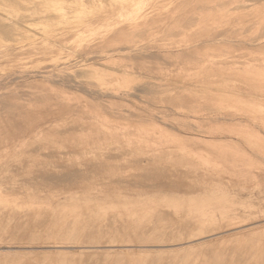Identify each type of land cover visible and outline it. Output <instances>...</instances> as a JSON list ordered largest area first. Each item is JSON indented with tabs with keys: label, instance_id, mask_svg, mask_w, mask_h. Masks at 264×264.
<instances>
[{
	"label": "rangeland",
	"instance_id": "374dc122",
	"mask_svg": "<svg viewBox=\"0 0 264 264\" xmlns=\"http://www.w3.org/2000/svg\"><path fill=\"white\" fill-rule=\"evenodd\" d=\"M140 1L0 0V199L5 198L8 202L17 205L30 203L33 207L31 209L11 208L10 206L6 207V204H3L5 205L3 207L1 204L0 264H16L19 261H21L19 264H27L34 260L36 262L31 264H45L48 261L46 258L50 257L49 260L52 261L56 259L55 252L58 250L66 251V255L71 253L68 259L77 262L78 255H74L75 257L72 255V251H76L73 244H66L65 248L61 246L56 251V248L44 247L36 242L28 243L30 233L21 229L20 233L18 228H16L18 232L15 230L17 223L20 222V219L16 218L15 220V217L24 213L40 214L41 216L43 214L44 216L49 213L67 212L92 213L94 217L102 218L104 214H111L96 208L97 203L94 201L98 202L99 200V202H130L136 206L138 214L142 212L141 207L147 205L149 211L164 214L162 217L164 222L161 223H165V225L162 224L164 226L162 227L166 230H169V227L174 223L175 228L171 227L174 228L173 230L182 228L187 223H191L189 227L196 228L193 224L196 222H200L205 231L215 230L219 227L224 228L227 220L224 221L223 217L227 214H237L246 216V219L249 217L246 223L248 227L243 229L248 231L255 228L256 233L264 232V0ZM32 40L52 47L51 50L54 53L51 56L53 57L43 56L40 52L30 50L29 44ZM261 42L263 43L260 44ZM187 47L191 48L188 55L185 50ZM231 61L236 65H231ZM203 62L205 65H201ZM217 62L220 64H216ZM26 70L34 72L41 70L40 72L44 71L51 75H61L69 84L65 82L64 84L67 86L63 84L61 86L54 82L52 86H48L47 84L52 83L51 81H55L50 77H48L49 79L46 77L45 81H41L39 78L30 81V78L25 77L24 73L19 74ZM77 85L82 88L86 86L83 89L89 91L86 93L84 91L85 95L91 96L88 99L100 105L99 110L103 111L99 112V115L102 114L100 116L94 111L86 113L85 122L90 126H88V131L83 133L82 138L86 139L89 133L97 132L98 137L105 140L104 146L95 147L91 141L90 145L78 146L75 145V141L79 138L78 132L72 133V135L64 134V130H67L68 126L71 129L74 128L75 131L81 127V121L77 116H74L75 120L69 121L70 125H66L67 127L62 125L63 123L59 120L54 129L45 133L46 135L43 134L41 138L37 137L32 140L34 137L32 132H25L27 103L33 100L36 103L37 100L35 105L31 104L29 107L40 106L48 110L49 105L42 104L44 101L41 100L47 98L46 101H52L55 99V94L59 100V96H63L60 95L63 92L71 100H66V102L62 98L61 104L73 105L75 101L72 97L79 96L81 98L84 96L81 93L82 89ZM191 85L193 88H189ZM232 87L251 96L231 93L230 95L231 90L229 91V89ZM179 91L182 92L180 96ZM156 92L158 93L156 94ZM173 96L174 98L180 97L181 100H174ZM28 99L30 100L28 101ZM23 101L25 102L23 103ZM39 101L42 105L39 104ZM257 109L259 112L255 111ZM19 110L21 111L19 112ZM75 113L77 114V112ZM163 115L166 116V119ZM29 116L31 120L33 119L32 122H35L37 114ZM155 116L164 119L154 120ZM156 123L163 125L162 127L168 130L167 134L162 130L157 132ZM104 124L106 125L104 126ZM59 131H63L62 135ZM29 137L31 140L26 146L20 147L19 144V146L13 147L11 145L12 140L18 144ZM152 138H155V141ZM68 143L73 147L68 148ZM157 143H161V146H155ZM150 154H162L164 161L162 160L163 162H159V164L155 163V165L167 169L168 173H165V177L157 179L150 176L142 178L139 176L140 171L133 166V161L142 160L144 156ZM93 155H99L102 160L101 171L97 174L91 173V176L88 175L78 183L67 181L61 182V184L60 180L55 179L56 177H51V173L56 175L57 172L59 174L64 169H73L83 163L86 157ZM171 159L176 160L175 163ZM166 162L169 165L165 164ZM31 164L34 165V168L30 167ZM21 165L26 168L29 165L31 171L30 169L27 171L28 168L24 169ZM20 166L22 168L18 173ZM34 169L37 171L35 172ZM15 171L17 172L15 173ZM30 172L32 175L29 174ZM40 172L43 173L42 176ZM47 175L50 177H47L49 181L45 179ZM170 180L174 181L177 186L171 187L172 189L169 186V189L168 186L160 185ZM214 196L216 198L212 200ZM163 200L164 202H162ZM153 205L155 206L153 207ZM68 206L72 210L71 212L67 208ZM155 207L157 208L155 209ZM15 213L18 214L15 215ZM11 214L15 217L12 218ZM40 219L42 223V217ZM107 220L106 222L109 223V218ZM153 220L156 221V219ZM122 222L120 220L118 223L120 225L117 224L120 226H117L118 230L127 227L124 223L122 225ZM169 222L172 224L170 225ZM7 224L8 226H6ZM144 225L146 226V224ZM5 227L10 229L6 230ZM257 227L261 228L260 231ZM171 228L170 230H172ZM37 230L41 232L43 227ZM12 231L20 234L16 236V233L14 234ZM247 234L244 241L251 238ZM104 237L102 239L107 240ZM23 238L25 247L21 245ZM103 240L104 243L101 245L103 248L98 250V252L100 251V262L102 251L111 252L113 254L111 259L115 262L116 259L118 261L120 259L115 257V253L125 249L139 252L136 255L138 258L141 256L139 258L141 264L153 263L152 261H157V257L162 255L160 260L169 261L176 255L178 256L175 259L177 257V259H184L187 254L191 255L190 262H193L192 264L195 262L198 264L200 257H207L208 254L214 253V250H219L220 244L224 240H227L224 243L230 241L229 244L223 243L229 248L234 246L239 250L243 245V242L238 244L239 242L234 237H226L223 241L218 239L211 245L208 243L200 245L199 242L186 243L187 246L171 244V248L169 245L166 247L164 245L142 247L144 245L141 244L140 247L134 248V244L130 245L132 243L107 245V242ZM105 244L112 247L104 248ZM118 244L127 248H118L116 247ZM237 244L240 247L236 246ZM185 246L189 250L185 249ZM202 247L204 248L202 249ZM159 248L161 249L159 250ZM163 249L170 252V256ZM160 251L161 253H159ZM198 251L201 252V255H198ZM47 252L50 253V256ZM154 253L159 254L154 255ZM181 253H184V256ZM26 254L29 255L30 261ZM41 254L43 257L47 256L46 254L48 256L42 258ZM164 254L167 256L165 257ZM193 254L197 255L196 259L192 260ZM23 256H26L25 259ZM39 256H41L40 259ZM36 257L39 261L36 260ZM145 257L153 259L148 261L147 258L145 260ZM41 259L47 261L43 262ZM209 260L211 259L209 258ZM253 260L256 261L253 258L249 263ZM120 261L122 260L120 259ZM255 261L253 264H259L258 261L257 263ZM93 263L94 260L88 262V264Z\"/></svg>",
	"mask_w": 264,
	"mask_h": 264
},
{
	"label": "bare ground",
	"instance_id": "6f19581e",
	"mask_svg": "<svg viewBox=\"0 0 264 264\" xmlns=\"http://www.w3.org/2000/svg\"><path fill=\"white\" fill-rule=\"evenodd\" d=\"M7 1V0H6ZM94 1V0H93ZM100 1V0H99ZM130 1H134V0H130ZM140 1V0H139ZM151 1V0H150ZM2 2V1H1ZM137 2V1H136ZM141 2V1H140ZM134 5V4H133ZM153 12V11H152ZM141 13V12H140ZM146 14V13H145ZM144 15V14H143ZM147 15V14H146ZM61 17V16H60ZM7 18V17H6ZM139 18V17H138ZM261 22V21H260ZM43 23V22H42ZM41 23V24H42ZM126 23V22H125ZM134 24V23H133ZM20 25V24H19ZM23 26V25H22ZM124 27V26H123ZM28 30V29H27ZM67 31V30H66ZM34 33V32H33ZM54 34V33H53ZM90 34V33H89ZM52 35V34H51ZM27 36V35H26ZM36 36V35H35ZM223 36V35H222ZM224 36H226V35H224ZM26 38V37H25ZM86 39V38H85ZM215 39V38H214ZM218 40V39H217ZM56 41V40H55ZM62 41V40H61ZM212 41V40H211ZM235 41V40H234ZM100 42V41H99ZM263 42H264V40H263ZM263 42H261L260 44H262ZM212 43V42H211ZM61 44V43H60ZM259 44V43H258ZM143 45V44H142ZM29 48H30V50H32V51H37V52H40L43 56H51L53 53H54V51H52L51 49H52V47H50L49 45H47V44H42V43H38V42H34L33 40H32V42H30V44H29ZM28 48V49H29ZM127 49V48H126ZM128 49H130V48H128ZM22 50V49H21ZM131 50V49H130ZM133 50V49H132ZM131 50V51H132ZM167 50V49H166ZM185 50H186V53H187V55H188V53H190L191 51V48H189V47H187V48H185ZM188 50V51H187ZM31 51V52H32ZM122 51H125V50H122ZM131 51H129V52H131ZM178 51V50H177ZM121 52V51H120ZM126 52V51H125ZM128 52V51H127ZM135 52V51H134ZM145 52V51H144ZM33 53V52H32ZM139 53V52H138ZM141 53V52H140ZM147 53V52H146ZM156 53V52H155ZM104 54V53H103ZM107 54V53H106ZM123 54V53H122ZM169 54V53H168ZM101 55V54H100ZM171 55V54H170ZM108 56V55H107ZM51 57H53V56H51ZM82 57V56H81ZM129 57V56H128ZM150 59V58H149ZM226 61V60H225ZM160 62V61H159ZM158 62V63H159ZM209 62H211V61H209ZM215 62V61H214ZM14 63V62H13ZM57 63V62H56ZM219 62H217L216 64H218ZM223 62H221V64H222ZM205 65V62H203L201 65ZM215 64V63H214ZM220 64V63H219ZM224 64V63H223ZM228 64V63H227ZM231 65H236L235 63H233L232 61H231V63H230ZM211 65V64H210ZM225 65H226V62H225ZM186 66V65H185ZM215 66V65H214ZM217 66V65H216ZM31 70V69H30ZM19 71V70H18ZM41 70H39V72H34V71H28V70H26V72H19V74H25L24 76L25 77H28V78H30V81H31V79L34 81V80H36V79H40L41 81L43 80V81H45L48 77H50V78H52L51 80H55V81H51L52 83H49V82H47V83H49V84H47L48 86H52L53 85V83L54 84H56V82L58 83V84H60L61 86H62V84L63 85H66L67 86V84H64L65 82H67L68 83V81H65L64 79V77L63 76H61V75H51V74H49V73H47V72H40ZM48 71H50V70H48ZM202 72V71H201ZM249 72V71H248ZM13 73V72H12ZM16 73V71L14 72V74ZM250 73V72H249ZM14 74H11L12 76L14 75ZM198 74V73H197ZM232 74V73H231ZM16 75H18V74H16ZM163 75V74H162ZM264 75V74H263ZM21 75H19V77H20ZM23 76V77H24ZM255 76V75H254ZM24 77V78H25ZM47 77V78H46ZM63 77V78H62ZM217 77V76H216ZM233 77V76H232ZM231 77V78H232ZM249 77V76H248ZM258 77V76H257ZM15 78H16V76H15ZM21 78V77H20ZM28 78H26V80L28 81ZM46 78V79H45ZM219 78V77H218ZM234 78V77H233ZM261 78H262V76H261ZM49 79V78H48ZM201 79H202V77H201ZM215 79V78H214ZM246 79V78H245ZM251 79V78H250ZM258 79V78H257ZM14 80V79H13ZM17 80H23V79H17ZM194 80V79H193ZM253 80V79H252ZM263 80V79H262ZM24 81H25V79H24ZM233 81V80H232ZM240 81V80H239ZM16 83H17V81H15ZM26 82V81H25ZM198 82V81H197ZM202 82V81H201ZM213 82V81H212ZM249 82V81H248ZM247 82V83H248ZM23 83V82H22ZM70 83H72V82H70ZM75 83V82H74ZM246 83V82H245ZM9 84V83H8ZM69 84V83H68ZM77 84V83H76ZM196 84V83H195ZM251 84H252V81H251ZM46 85V86H47ZM57 85V84H56ZM75 85V84H74ZM200 85V84H199ZM249 85V84H248ZM248 85H245V86H248ZM80 89H82V91H81V93H82V95L84 94V96L83 97H81V98H79V96H74V97H72V98H74V100L73 101H75V103L72 105H70V104H68V103H66V105H63V103L61 104V102H62V98H64V100L66 101V100H69L68 98H67V94H64L63 92H62V94H60V95H63V96H59V100L56 98V94H55V99L54 100H52V101H46L45 99H47V98H45L44 100H41V101H44L42 104H47V105H49V109L48 110H45L44 108H41L40 106L39 107H37V106H35V107H32V108H30L29 107V105H31V104H36L37 103V100H36V103L35 102H33V101H29L30 99H28V103H27V105H26V108H25V110H26V114H27V127H25V132H32V134H33V136L34 137H32V140L34 139H37V137H39V138H41V136L43 135V134H47V132H49V131H51L52 129H54V126L55 125H57L56 123L60 120L63 124L62 125H64V126H68V125H70L69 123V121H73V120H75L76 118H74V116H77L78 117V119H79V121H81L80 122V128L79 129H77V131H75V130H73V129H71V128H69V126H68V129L67 130H64V134L65 133H67V134H71L72 135V133H75V132H78L77 133V135H79V138H77V140L75 141V145H90V141H91V144H93L95 147L97 146V147H102V146H104V143H106L105 142V140L103 139V140H101L99 137H98V135H97V132H93V133H89V135L87 136V138L86 139H83L82 138V135H83V133L84 132H87L88 131V126H90L89 125V123H87V122H85V117L84 116H86V113H88V112H92V111H94L95 113H98L97 115H99V112H103V111H100L99 110V106L100 105H98V104H95V103H93V101H90L88 98H91V96L90 97H87L86 95H85V93H86V91L88 92L89 90H84L83 88L84 87H86V86H84L83 88L80 86V85H77ZM189 86V85H188ZM1 87V86H0ZM71 87H72V84H71ZM76 87V86H75ZM192 87V85L189 87V88H191ZM212 87V86H211ZM252 87V86H251ZM250 87V88H251ZM258 87V86H257ZM16 88V87H15ZM70 88V87H69ZM186 88V87H185ZM193 88V87H192ZM230 88V87H229ZM22 89V88H21ZM76 89V88H75ZM79 89V90H80ZM86 89V88H85ZM145 89V88H144ZM152 89V88H151ZM206 89V88H205ZM227 89V88H226ZM78 90V89H77ZM138 90V89H137ZM148 90V89H147ZM184 90H186V89H184ZM214 90V89H213ZM221 90H222V88H221ZM231 90V91H230ZM15 91H17V90H15ZM44 91V90H43ZM74 91V90H73ZM84 91H85V93H84ZM133 91H135V90H133ZM210 91V90H209ZM229 94L231 93V94H236V95H247V96H251V95H249L248 93H246V92H242V91H239L238 89H235V88H233L232 87V89H229ZM263 91V90H262ZM72 92V91H71ZM75 92V91H74ZM94 92H95V90H94ZM116 92V91H115ZM114 92V93H115ZM152 92H154V91H152ZM180 92V91H179ZM186 92V91H185ZM189 92H190V89H189ZM194 92V91H193ZM56 93V92H55ZM79 93H80V91H79ZM90 93H91V91H90ZM93 93V92H92ZM96 93V92H95ZM119 93V92H118ZM151 93V92H150ZM158 92H156V94H157ZM181 93L182 92H180V94H179V96L181 95ZM227 93V92H226ZM33 94V93H32ZM36 94V93H35ZM40 94V93H39ZM94 94V93H93ZM145 94V93H144ZM155 94V93H154ZM155 94V95H156ZM208 94V93H207ZM212 94V93H211ZM228 94V95H229ZM230 94V95H231ZM34 95V94H33ZM37 95H38V93H37ZM77 95V94H76ZM116 95V94H115ZM147 95H148V92H147ZM173 95H175V93H173ZM215 95V94H214ZM213 95V96H214ZM227 95V96H228ZM229 95V96H230ZM28 96V95H27ZM35 96V95H34ZM41 96V95H40ZM126 96V95H125ZM161 96V95H160ZM168 96V95H167ZM176 96V95H175ZM178 96V95H177ZM224 96V95H223ZM95 97V96H94ZM98 97V96H97ZM102 97V96H101ZM148 97V96H147ZM162 97V96H161ZM183 97H184V95H183ZM204 97V96H203ZM231 97V96H230ZM31 98H33V96H31ZM71 98V97H70ZM93 98V97H92ZM126 98V97H125ZM173 98H174V96H173ZM26 99V98H25ZM35 99V98H34ZM36 99H37V97H36ZM61 99V100H60ZM181 100V98L180 97H175L174 98V100ZM230 99H232V98H230ZM234 99V98H233ZM48 100V99H47ZM71 100V99H70ZM69 100V101H70ZM94 100V99H93ZM106 100V99H105ZM141 100V99H140ZM64 101V102H65ZM111 101H113V100H111ZM116 101V100H115ZM228 101H230V100H228ZM25 101H23V103H24ZM59 102H60V104H59ZM67 102V101H66ZM129 102V101H128ZM145 102V101H144ZM206 102V101H205ZM220 102V101H219ZM243 102V101H242ZM97 103V102H96ZM103 103V102H102ZM124 103V102H123ZM125 103H126V101H125ZM222 103V102H221ZM21 104V103H20ZM39 104H41L40 103V101H39ZM41 104V105H42ZM65 104V103H64ZM116 104V103H115ZM128 104V103H127ZM148 104V103H147ZM161 104V103H160ZM208 104V103H207ZM162 105V104H161ZM257 105V104H256ZM12 106H13V104H12ZM143 106V105H142ZM141 106V107H142ZM160 106V105H159ZM102 107V106H101ZM136 107V106H135ZM165 107V106H164ZM193 107V106H192ZM15 108V107H14ZM167 108V107H166ZM194 108V107H193ZM247 108H249L248 106H247ZM102 109V108H101ZM108 109V108H107ZM138 109V108H137ZM136 109V110H137ZM164 109V108H163ZM175 109V108H174ZM252 109V108H251ZM16 110V109H15ZM116 110V109H115ZM136 110H133V111H136ZM144 110V109H143ZM142 110V111H143ZM264 110V109H263ZM17 111H18V109H17ZM16 111V112H17ZM21 110H19V112H20ZM24 111V110H23ZM117 111V110H116ZM146 111V110H145ZM150 111V110H149ZM255 111H258V109L257 110H255ZM74 112H77V114L75 113L74 114ZM118 112V111H117ZM148 112V111H147ZM180 112V111H179ZM212 112V111H211ZM242 112H245V111H242ZM252 112V111H251ZM259 112V111H258ZM34 113H36L37 114V116H35V122H32V120L30 119V114H31V116H32V114L33 115H36V114H34ZM153 113V112H152ZM155 113V112H154ZM167 113V112H166ZM90 114V113H89ZM94 114V113H93ZM104 114V113H103ZM116 114V113H115ZM119 114H121V113H119ZM147 114V113H146ZM160 114V113H159ZM92 115V114H91ZM91 115H90V117H91ZM96 115V116H97ZM100 115H102L101 113H100ZM99 115V116H100ZM132 115V114H131ZM156 115H157V113H156ZM160 115H162V114H160ZM236 115H238V114H236ZM21 116V115H20ZM95 116V117H96ZM106 116V115H105ZM118 116V115H117ZM137 116H138V114H137ZM137 116H136V118H137ZM143 116V115H142ZM134 117V116H133ZM132 117V118H133ZM139 117V116H138ZM159 116H155V119L154 120H156V119H166V116H164L163 115V117L162 118H158ZM34 118V117H33ZM97 118H98V116H97ZM102 118V117H101ZM179 118V117H178ZM194 118V117H193ZM217 118V117H216ZM24 119V118H23ZM98 119H100V118H98ZM105 119V121H106V117L104 118ZM131 119V118H130ZM140 119H141V117H140ZM148 119V118H147ZM146 119V120H147ZM103 120V119H102ZM107 120H108V118H107ZM117 120V119H116ZM138 120V119H137ZM142 120V119H141ZM145 120V121H146ZM192 120V119H191ZM219 120V119H218ZM92 121V120H91ZM97 121V120H96ZM143 121V120H142ZM162 121V120H161ZM168 121V120H167ZM107 122V121H106ZM139 123V122H138ZM154 123V122H153ZM178 123V122H177ZM187 123V122H186ZM15 124V123H14ZM23 124H24V122H23ZM150 124V123H149ZM157 125H155V127L158 129V131L157 132H159V130H162V132L163 131H165V133L168 131V130H166L165 128H163L161 125H159L158 123H156ZM16 125V124H15ZM106 124H104V126H105ZM143 125H146V124H143ZM193 125V124H192ZM262 125V124H261ZM20 126V125H19ZM25 126V125H24ZM63 126V127H64ZM66 126V127H67ZM73 126V125H72ZM103 126V127H104ZM113 126V125H112ZM147 127H148V125H146ZM179 126H181L182 127V125H179ZM196 126V125H195ZM65 127V128H66ZM94 127V126H93ZM96 127H97V125H96ZM107 127V126H106ZM142 127V126H141ZM12 128V127H11ZM15 128V127H14ZM99 128V127H98ZM100 128H102V127H100ZM143 128V127H142ZM184 128H186V127H184ZM192 128H194V129H196L195 127H192ZM260 129V128H259ZM56 130V129H55ZM103 130V129H102ZM106 130V129H105ZM140 130V129H139ZM172 130H173V128H172ZM58 131V130H57ZM109 131H112V130H109ZM195 131V130H194ZM197 131V130H196ZM60 132V131H59ZM61 132H63V131H61ZM60 132V133H61ZM175 132V131H174ZM254 132V131H253ZM59 133V134H60ZM105 133V132H104ZM161 133V132H160ZM216 133V132H215ZM255 133V132H254ZM45 134V135H46ZM54 134H56L55 132H54ZM66 134V135H67ZM99 134V133H98ZM158 134V133H157ZM162 134V133H161ZM164 134V133H163ZM167 134V133H166ZM26 135H27V133H26ZM26 135H24V136H26ZM31 135V134H30ZM57 135H58V133H57ZM61 135H62V133H61ZM74 135V134H73ZM76 135V134H75ZM107 135V134H106ZM160 135V134H159ZM253 135V134H252ZM256 135V134H255ZM32 136V135H31ZM93 136V137H92ZM169 136V135H168ZM180 136V135H179ZM185 136V135H184ZM21 137V136H20ZM23 137V136H22ZM101 137V136H100ZM158 137V136H157ZM259 137V136H258ZM44 138V137H43ZM132 138V137H131ZM135 138V137H134ZM140 138V137H139ZM151 138V137H150ZM164 138V137H163ZM197 138V137H196ZM262 138V137H261ZM25 139V138H24ZM91 139V140H90ZM106 139V138H105ZM149 139V138H148ZM22 140V139H21ZM29 140H31L30 139V137L28 138V139H26V140H22V141H20L18 144L17 143H15V141H13L12 140V146L13 147H17V146H19V144H20V147L21 146H26L27 144H28V142H29ZM152 140L153 141H155V138H152ZM151 140V141H152ZM258 140H259V138H258ZM59 141V140H58ZM138 141V140H137ZM148 141V140H147ZM184 141V140H183ZM36 142V141H35ZM112 142V141H111ZM130 142V141H129ZM133 142V141H132ZM38 143V142H37ZM67 143V142H66ZM69 143H70V141H69ZM68 143V144H69ZM47 144V143H46ZM130 144V143H129ZM136 144V143H135ZM138 144V143H137ZM169 144V143H168ZM171 144V143H170ZM113 145V144H112ZM128 145V144H127ZM139 145V144H138ZM143 145V144H142ZM44 146V145H43ZM67 146V145H66ZM155 146H161V143H157V144H155ZM164 146H165V144H164ZM68 148H71V147H73V145H71V144H69L68 146H67ZM148 147H149V145H148ZM254 147V146H253ZM36 148V147H35ZM102 149V148H101ZM167 150V149H166ZM215 151V150H214ZM167 153V152H166ZM186 153H188V152H186ZM189 155V154H188ZM71 156V155H70ZM165 156V155H164ZM58 157H60V156H58ZM63 157V156H62ZM106 157V156H105ZM45 158V157H44ZM85 158V157H84ZM107 158V157H106ZM105 158V159H106ZM165 158V157H164ZM142 159V158H141ZM33 160V159H32ZM31 160V161H32ZM112 160V159H111ZM164 161V159H163V157H162V154L161 155H159V154H155V155H152V154H150L149 156H144V159H142V160H139V159H137V160H135V161H133V166H135L137 169H138V171H140V173H139V176H141V178L142 177H148V176H150V177H155V178H162L163 176L165 177V173L167 172V169H164V168H161L160 166H158V165H155V163H158L159 164V162H163ZM172 160V159H171ZM212 160V159H211ZM27 162L29 161V160H26ZM167 161V160H166ZM174 160H172V162H173ZM176 161V160H175ZM175 161L173 162V163H175ZM214 161V160H213ZM23 164L25 163V162H23V161H21ZM20 162V163H21ZM143 162H144V165H143ZM168 162H170L169 160H168ZM193 162V161H192ZM212 162V161H211ZM21 163V164H22ZM110 163V162H109ZM172 163V164H173ZM215 163V162H214ZM218 163V162H217ZM263 163V162H262ZM26 164V163H25ZM29 164V163H28ZM38 164H39V162H38ZM102 160L100 159V156L99 155H93V156H91V157H86L84 160H83V163H81V164H78V166L77 167H73V169H62L63 171H60L59 172V174H57L56 173V175L54 174L53 175V173H51V177L52 178H55V179H58V180H60V182L59 183H61V182H67V181H69V182H74V183H78V181H82V180H84L85 178H87V176L88 175H92L93 173L94 174H97L99 171H101V168H102ZM164 164V163H163ZM165 164H167V162L165 163ZM172 164H170V165H172ZM41 165V164H40ZM167 165H169V164H167ZM198 165V164H197ZM201 165V164H200ZM245 165V164H244ZM18 166H19V163H18ZM21 166H23V165H21ZM20 166V168H19V172L18 173H20V170H21V167ZM29 166V165H28ZM27 166V168H28V170L27 171H29V169H30V171H31V168H29ZM31 166H33V168H34V165H30V167ZM76 166V165H75ZM37 167H38V165H37ZM62 167V166H61ZM201 167H202V165H201ZM23 168L25 169L26 167L25 166H23ZM26 168V169H27ZM41 168H42V166H41ZM70 168V167H69ZM36 169V168H35ZM34 169V170H35ZM44 169V168H43ZM204 169H205V167H204ZM38 170H40L41 171V169H38ZM105 170V169H104ZM135 170V169H134ZM193 170V169H192ZM22 171H23V169H22ZM21 171V172H22ZM37 170H35V172H36ZM45 170H43V172H44ZM65 171V172H64ZM170 171V170H169ZM17 171H15V173H16ZM23 172H25V171H23ZM34 172V173H35ZM48 172V171H47ZM51 172V171H50ZM198 172H200V171H198ZM197 172V173H198ZM208 172V171H207ZM33 173V172H32ZM40 173H42V172H40ZM44 173H46V172H44ZM92 173V174H91ZM102 173V172H101ZM136 173V172H135ZM168 173V172H167ZM166 173V174H167ZM23 175L22 176H24V173H22ZM27 174H28V172H27ZM29 174H31V172L29 173ZM47 174V173H46ZM50 174V173H49ZM138 174V173H137ZM32 175V174H31ZM30 175V176H31ZM37 175H39V174H37ZM43 175V173L41 174V176ZM173 175V174H172ZM17 176V175H16ZM26 176V175H25ZM28 176V175H27ZM26 176V177H27ZM34 176H36L35 174H34ZM40 176V175H39ZM38 176V177H39ZM167 177H168V175H166ZM170 176V175H169ZM174 176V175H173ZM29 177V176H28ZM37 177V178H38ZM44 177H45V175H44ZM47 177L48 178H50L48 175L46 176V178L45 179H47ZM185 177H187V176H185ZM192 177V176H191ZM41 178V177H40ZM52 178H51V181H53L52 180ZM122 178V177H121ZM135 178H136V176H135ZM178 178V177H177ZM151 179V178H150ZM164 179V178H163ZM37 180V179H36ZM137 180V179H136ZM160 180V179H159ZM166 180V179H165ZM191 180V179H190ZM47 181H49L48 179H47ZM134 181V180H133ZM156 181V180H155ZM57 182V181H56ZM91 183V182H90ZM118 183V182H117ZM136 183V182H135ZM38 184V183H37ZM58 184V183H57ZM62 184V183H61ZM124 184V183H123ZM134 185V184H133ZM162 187H167L168 186V188H169V186H170V188L171 187H176L177 186V184H175V182L174 181H166L165 183H163V184H160ZM199 185V184H198ZM191 186V185H190ZM80 187V186H79ZM161 187V188H162ZM15 188H17V187H15ZM169 188V189H170ZM10 189V188H9ZM172 189V188H171ZM26 190V189H25ZM80 190V189H79ZM176 190V189H175ZM31 191V190H30ZM21 193V192H20ZM15 195V194H14ZM16 196V195H15ZM5 197V196H4ZM223 197V196H222ZM169 198V197H168ZM212 198V197H211ZM216 198V196H214V198H212V200L213 199H215ZM226 198V197H225ZM171 199V198H170ZM194 199H195V197H194ZM193 199V200H194ZM67 200V199H66ZM70 200V199H69ZM156 200V199H155ZM174 200V199H173ZM196 200V199H195ZM222 200H224V199H222ZM72 201H73V199H72ZM100 201V200H99ZM95 202L94 201V203H97L96 204V208L97 209H103V210H105L106 212H110L111 214H109V215H106V214H104L103 215V217L102 218H99V217H94L93 216V214L92 213H89V214H84V213H80V214H75V213H67V212H63V213H61V214H58V213H49V214H47V215H44L43 216V214H42V216L40 215V214H29V213H22L23 215H17L16 213H15V215H17L16 217L15 216H12V214L10 215L12 218L13 217H15V220H16V218H18V219H20V222H18L17 223V225H16V227H15V230H16V228H18L19 229V232L21 233L22 231L21 230H25V231H27V232H29L30 233V237H28L29 239H28V243H30L31 241H32V243L34 242H36V243H38V244H41V245H43L44 247H53V248H56V251H57V248H60L61 246L62 247H64V245H66V244H73L74 245V247L73 248H76V251H72V255L74 256H76V255H78L77 257L79 258V259H77L76 258V260H77V262H72L70 259H68L70 256V254L69 255H66L67 253H66V251H64V252H62V251H57V252H55L56 254V259H54V261H52V260H49L50 259V257L49 258H46L47 260H45V261H43L42 259V261L43 262H46L45 264H88V262H91L92 260H94V263L93 264H141V261L139 260V258L141 257L140 255V257L138 258V254H139V252H135V251H129V250H125L124 248H127L126 246H124L125 245V243L127 244V243H132V244H130V245H133L134 244V248H137V247H140V244L141 245H144V246H142V247H148V245H156L155 247H159V246H162V245H164L165 247H166V245L168 246L169 245V247L171 248L172 247V245L171 244H184V245H186V243H192V242H199L200 243V245H204V244H206L207 245V243L208 244H212V243H215L218 239H220L221 241H223V239H225L226 237H234L235 239H237V241L239 242L238 244H240V243H242L241 245V247L240 246H238V244L236 245V246H238V247H240V249L239 250H237L238 248L236 247V248H234V246H232L233 248H229L228 247V245H224V244H226V243H224L225 241H227V240H224V242H221V244H223V245H221L220 244V247H219V250L217 249L216 251L214 250V253H211V251L209 250V248H207L209 251H210V253H211V255H209L208 254V256L207 257H205L204 255V257L202 258V257H200V259H199V262H198V264L200 263V261L202 260V262L200 263V264H253L254 263V261L255 260H253V262H251V263H249L250 262V260H252L253 258L254 259H256V261H255V263H257V261L259 262V264H264L263 262H264V232L263 233H256V229L254 230V229H250V230H245V229H243L244 227H248V224H246L247 222H248V219H249V217H248V219H246V216H240V215H237V214H227V215H225V217H223L224 218V221L225 220H227V224H226V227H224V228H217V229H215V230H209V231H205V229L202 227V224L200 223V222H196V223H193L194 224V226H196V228H191V227H189L190 226V224L191 223H187V224H185L184 225V227H182V228H180L179 227V229H175V230H173L175 227V223L172 225L174 228H171V227H169V225L168 224H166V226L168 225V227H169V230H166V229H164L163 227V225L162 224H164L165 225V223H161L162 221L164 222V220H163V216H164V214H162V212H151V211H149V207L147 206V205H143L141 208H142V212L140 213V214H138V212H137V209H135V207L136 206H134V205H132V203H130V202H127V201H102V202ZM161 201V200H160ZM171 201V200H170ZM189 201V200H188ZM198 201V200H197ZM226 201V200H225ZM30 202V201H29ZM71 202V201H70ZM77 202V201H76ZM79 202V201H78ZM162 202H164V200L162 201ZM169 202V201H168ZM177 202V201H176ZM179 202V201H178ZM190 203H192L191 201H189ZM188 202V203H189ZM196 202V201H195ZM224 202V201H223ZM75 203V202H74ZM83 203V202H82ZM86 203V202H85ZM91 203V202H90ZM158 203V202H157ZM1 204L3 205V204H6V207H16V208H18V207H20V208H24V209H31V208H33L32 207V205L30 204V203H22V204H20V205H17V204H15V203H11V202H8V200H5V198L4 199H0V206H1ZM8 204V205H7ZM155 204V203H154ZM159 204V203H158ZM183 204V203H182ZM190 205V204H189ZM193 205V204H192ZM5 205H3V207H4ZM67 206V205H66ZM70 206H72L71 205V203H70ZM75 206V205H74ZM73 206V207H74ZM155 205H153V207H154ZM177 206V205H176ZM231 206V205H230ZM168 207V206H167ZM179 207V206H178ZM187 207V206H186ZM61 208V207H60ZM65 208V207H64ZM69 210H70V212L72 211L70 208H69V206L67 207ZM138 208H140V207H138ZM157 207H155V209H156ZM160 208V207H159ZM193 208V207H192ZM23 209V210H24ZM76 209V208H75ZM172 209V208H171ZM174 209V208H173ZM176 209H177V207H176ZM183 209V208H182ZM216 209V208H215ZM18 210H20V209H18ZM22 210V209H21ZM69 210H67V211H69ZM77 210V209H76ZM154 211H156V210H154ZM167 211V210H166ZM174 211V210H173ZM186 211V210H185ZM16 212V211H15ZM45 212V211H44ZM98 212V211H97ZM177 212H179L178 210H177ZM217 212V211H216ZM219 212V211H218ZM107 213V214H108ZM172 213V212H171ZM185 213V212H184ZM185 214H188V213H185ZM250 216V215H249ZM42 217V223L40 222L41 221V218ZM188 217V216H187ZM95 218V219H94ZM107 218H109V223H107L106 221H108L107 220ZM189 218H190V216H189ZM194 218V217H193ZM17 219V220H18ZM106 219V220H105ZM153 219H156V221H154ZM164 219H165V217H164ZM9 220H11V218H9ZM13 220V219H12ZM120 220H121V222H122V225H123V223L124 224H126V228L124 229H120V230H118L117 229V226L118 225H120V224H118L119 222H120ZM212 220V219H211ZM199 221V220H198ZM207 221V220H206ZM215 221V220H214ZM213 221V222H214ZM11 222V221H10ZM158 222V223H157ZM181 222V221H180ZM179 222V223H180ZM13 223V222H12ZM39 223H41V224H39ZM261 223V222H260ZM264 223V222H263ZM263 223H262V225H263ZM8 224H9V222H8ZM8 224L6 225V226H8ZM15 224V223H14ZM118 224V225H117ZM144 224H146V226L144 225ZM169 224H170V222H169ZM172 224V223H171ZM170 224V225H171ZM181 224H183V223H181ZM181 224H178L179 226L181 225ZM207 224V223H206ZM177 225V224H176ZM12 226V225H11ZM14 226V225H13ZM125 226V225H124ZM163 226V227H162ZM10 227V226H9ZM43 227V230H41V232L40 231H38L37 229L38 228H42ZM118 227H120V226H118ZM250 227V226H249ZM261 227V226H260ZM6 228V230H9V229H7L8 227H5ZM37 228V229H36ZM166 228V227H165ZM170 228L172 229V230H170ZM258 228V227H257ZM17 229V230H18ZM21 229V230H20ZM45 229V230H44ZM243 229V230H242ZM260 229L261 228H258V230L260 231ZM263 229H264V227H263ZM262 229V230H263ZM12 230H14V227H12ZM16 230V231H17ZM40 230V229H39ZM24 231V232H25ZM8 232H10V231H8ZM13 232V231H12ZM18 232V231H17ZM26 232V233H27ZM262 232V231H261ZM6 233V232H5ZM14 234L16 233V232H13ZM19 233V234H20ZM43 233H46V234H43ZM249 234L250 236L249 237H251V238H249V239H247V241H249V242H247V241H244L243 239L245 238V236H246V234ZM13 234V235H14ZM19 234H15L16 236L17 235H19ZM247 234V235H248ZM256 234V235H255ZM14 235V236H15ZM21 235H23V234H21ZM26 235V234H25ZM24 236V235H23ZM106 237L107 238V240H105L107 243V245L109 244V245H112L113 243H124V245L123 246H120L119 244V246L117 245L116 247H118V248H122V249H124V250H120V252H114L113 251V253H115V257L117 256V258H120L122 261H120V259H119V261L116 259L115 260V262H114V260L113 259H111V258H113V254H111V252H107L106 250V252L105 251H102L101 252V262H100V259H99V255H100V251L98 252V250L99 249H102L103 247L101 246V245H103V243L104 242H102V238L103 237ZM104 237V238H105ZM25 238V237H24ZM24 238H23V240H22V243H23V241H24ZM205 238H208L207 240L205 239ZM19 239H21V238H19ZM18 239V240H19ZM102 239V240H101ZM205 240V241H202V240ZM233 239V238H232ZM103 240V241H104ZM13 241V240H12ZM229 241V240H228ZM15 242H17L16 240H15ZM21 242V241H20ZM19 242V243H20ZM25 242V241H24ZM230 242V241H229ZM229 242L227 243V244H229ZM13 243V242H12ZM31 243V244H32ZM11 244V243H10ZM21 244V243H20ZM106 244H105V247L104 248H110V247H112V246H106ZM187 244V245H188ZM12 245V244H11ZM21 245H23L24 246V243L23 244H21ZM27 245V244H26ZM116 245V244H115ZM128 245V244H127ZM135 245H137V246H135ZM147 245V246H146ZM186 245V246H187ZM196 245V244H195ZM195 245H194V248H195ZM199 245V246H200ZM217 245V244H216ZM19 246V245H18ZM35 246L37 247V245L35 244ZM185 246V247H186ZM191 246V245H190ZM198 246V245H197ZM197 246H196V248H197ZM198 246V247H199ZM21 247V246H20ZM25 247V246H24ZM27 247V246H26ZM31 247V246H30ZM66 247H67V245H66ZM69 247V246H68ZM113 247H114V245H113ZM149 247H151V246H149ZM184 247V246H183ZM189 247V246H188ZM192 247V246H191ZM205 247V246H204ZM204 247H202V249L204 248ZM217 247V246H216ZM215 247V248H216ZM32 248V247H31ZM38 248V247H37ZM41 248H42V246H41ZM52 248V249H53ZM65 248V247H64ZM71 248V247H70ZM193 248V247H192ZM214 248V247H213ZM29 249V248H28ZM40 249V248H39ZM62 249V248H61ZM161 248H159V250H160ZM177 249V248H176ZM185 249H188L187 247L185 248ZM201 249V248H200ZM18 250V249H17ZM23 250V249H22ZM24 250H25V248H24ZM30 250V249H29ZM41 250V249H40ZM46 250V249H45ZM70 250V249H69ZM73 250V249H72ZM164 250V249H163ZM172 250V249H171ZM178 250H180V249H178ZM184 250V249H183ZM189 250V249H188ZM28 251V250H27ZM109 251V250H108ZM111 251V250H110ZM118 251V250H117ZM165 251V250H164ZM168 251H169V249H168ZM203 251V250H202ZM209 251H207L208 253H209ZM213 251V250H212ZM32 252V251H31ZM37 252V251H36ZM36 252L34 253L35 255H36ZM38 252H40L39 250H38ZM42 252V251H41ZM48 252H49V250H48ZM47 252V253H48ZM54 252V251H53ZM69 252V251H68ZM141 252V251H140ZM147 252V251H146ZM145 252V253H146ZM149 252H151V251H149ZM148 252V253H149ZM154 252V251H153ZM172 252H174V253H178V252H175V251H172ZM180 252V251H179ZM181 252H182V250H181ZM184 252V251H183ZM200 251H198V255L200 254L201 255V252L199 253ZM203 252H205V251H203ZM22 253H24L23 251H22ZM26 253H28V252H26ZM33 253V252H32ZM152 253V252H151ZM159 253H161V251L159 252ZM158 253V254H159ZM165 253H170V252H167V251H165ZM174 253H172V254H174ZM191 253V252H190ZM194 253H196V252H194ZM3 254V253H2ZM17 254V253H16ZM20 254V253H19ZM29 254V253H28ZM43 254H45V253H43ZM43 254H41V256H42V258H45V257H47L48 256V254H49V256H50V253H48V254H46L47 256H45V257H43ZM51 254H54V253H51ZM137 254V255H136ZM141 254H142V252H141ZM150 254V253H149ZM155 254H157V253H154V255ZM157 254V255H158ZM171 254V253H170ZM170 254H169V256H170ZM181 254H183V256H184V253H181ZM185 254H187L186 252H185ZM21 255V254H20ZM23 255V254H22ZM197 255V254H196ZM195 254H193V257H192V260H193V258H195V256H196ZM26 256H27V258H28V256L29 255H27L26 254ZM26 256H23L24 257V259H25V257ZM41 256H39L38 258L40 259L41 258ZM52 256V255H51ZM69 256V257H68ZM73 256H71V257H73ZM74 256V257H75ZM148 256V255H147ZM164 256H165V254H164ZM166 256H167V254H166ZM165 256V257H166ZM176 256H178V255H176ZM175 256V257H176ZM190 256L191 255H185L184 256V259H175V257H174V259L172 258L171 260H169V261H162V259L160 260L159 258H161V257H163V255L161 256V257H157L158 258V260L157 261H152L153 263H150V264H192L193 262H190ZM14 257V256H13ZM17 257H19V256H17ZM32 257V256H31ZM54 257V256H53ZM122 257H124L123 259H125V260H123L122 259ZM156 257H155V259H156ZM180 257V256H179ZM182 257V256H181ZM237 257V258H236ZM5 258V257H4ZM22 258V257H21ZM20 258V259H21ZM26 258V259H27ZM37 258V257H36ZM35 258V259H36ZM36 259V260H38L39 261V259ZM55 258V257H54ZM144 258V257H143ZM146 258L147 257H145V260H146ZM198 258H199V256L197 257V260H198ZM202 258V259H201ZM209 258L211 259V260H209ZM236 258V259H235ZM18 259V258H17ZM29 259V261H30V258H28ZM53 259V258H52ZM148 259V258H147ZM151 259H153V258H151ZM151 259H148V261L149 260H151ZM167 259V258H166ZM196 259V258H195ZM72 260H73V258H72ZM213 260V261H212ZM9 261H10V259H9ZM17 261V260H16ZM25 261V260H24ZM32 261V260H31ZM35 261V260H34ZM33 261V262H34ZM37 261V262H38ZM117 261V262H116ZM161 261H162V263H161ZM14 262V261H13ZM26 262V261H25ZM33 262H31V263H33ZM36 262V261H35ZM147 262V261H146ZM155 262V263H154ZM15 263V262H14ZM19 263H21V261H19ZM18 262H16V264H19ZM28 263H30V262H28ZM27 263V264H28ZM30 263V264H31ZM196 263V262H195ZM194 263V264H195ZM9 264V263H8ZM12 264V263H11ZM26 264V263H25ZM36 264H38V263H36ZM145 264V263H144Z\"/></svg>",
	"mask_w": 264,
	"mask_h": 264
}]
</instances>
